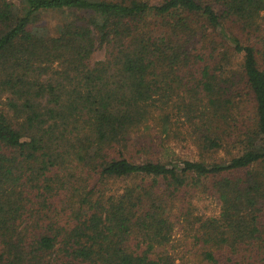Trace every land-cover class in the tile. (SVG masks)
I'll list each match as a JSON object with an SVG mask.
<instances>
[{"label": "trees", "instance_id": "1", "mask_svg": "<svg viewBox=\"0 0 264 264\" xmlns=\"http://www.w3.org/2000/svg\"><path fill=\"white\" fill-rule=\"evenodd\" d=\"M261 58L264 0H0V264H264Z\"/></svg>", "mask_w": 264, "mask_h": 264}, {"label": "rangeland", "instance_id": "2", "mask_svg": "<svg viewBox=\"0 0 264 264\" xmlns=\"http://www.w3.org/2000/svg\"><path fill=\"white\" fill-rule=\"evenodd\" d=\"M49 18V17H48ZM47 19H45L46 21ZM44 21V22H45ZM105 56V51L104 49H98L96 52V59H104ZM239 60L241 59V56L238 57ZM261 66L262 68H264V58H261ZM153 133H158V130L153 129L152 130ZM165 146L162 148V154L165 152H169L171 153L170 156L171 158L173 157H181V158H189V159H198V152L196 151V149L194 148V146L192 145V143L188 140L183 139L182 136L175 138L173 137L172 139L167 140V142H165ZM165 148L168 149L167 151H165ZM165 151V152H164ZM164 156V155H162ZM116 184H114V186H122V184L124 182H114ZM195 205L198 207L197 209V213H201V214H205V215H215L218 214L220 212V204L219 202H217V200H215L213 197L211 196H207V195H200L198 196L197 200L195 201Z\"/></svg>", "mask_w": 264, "mask_h": 264}]
</instances>
